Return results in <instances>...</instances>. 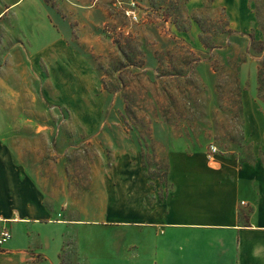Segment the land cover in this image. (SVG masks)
Segmentation results:
<instances>
[{
	"label": "crops",
	"instance_id": "crops-1",
	"mask_svg": "<svg viewBox=\"0 0 264 264\" xmlns=\"http://www.w3.org/2000/svg\"><path fill=\"white\" fill-rule=\"evenodd\" d=\"M251 2L213 0L212 8L248 33L258 24ZM65 20L43 0H0V231L11 232L0 264H264V103L254 57L240 65L250 73L238 72L247 84L239 95L244 147L213 161L207 150L170 149L164 181L122 150L104 169L89 164L79 195L57 194L62 186L53 183L56 193H44L32 181L39 168L16 149L32 136L16 128L31 120L15 118V96L54 95L72 111L63 96L81 101L88 92L80 82L92 74Z\"/></svg>",
	"mask_w": 264,
	"mask_h": 264
},
{
	"label": "rangeland",
	"instance_id": "rangeland-1",
	"mask_svg": "<svg viewBox=\"0 0 264 264\" xmlns=\"http://www.w3.org/2000/svg\"><path fill=\"white\" fill-rule=\"evenodd\" d=\"M74 1L73 13L70 0H43L62 10L71 41L88 54L92 74L80 82L88 93L81 101L63 96L72 111L54 95L15 96V118L31 120L16 133L32 135L16 149L30 153L39 168L32 181L44 193H56L53 183L62 186L57 194L79 195L89 164L104 169L124 158L122 150L134 154L147 177L164 181L170 149L214 146L227 154L244 147L239 95L247 84L238 72L255 58L264 103V0H251L258 24L248 33L231 30L213 0ZM89 25L94 29H83Z\"/></svg>",
	"mask_w": 264,
	"mask_h": 264
},
{
	"label": "built area",
	"instance_id": "built-area-1",
	"mask_svg": "<svg viewBox=\"0 0 264 264\" xmlns=\"http://www.w3.org/2000/svg\"><path fill=\"white\" fill-rule=\"evenodd\" d=\"M132 5L136 6L135 0H132ZM216 155H217V148L211 146L210 150L207 152V158L210 161H213ZM10 239H11V232L8 229H3L0 231V247L3 246L5 243H7Z\"/></svg>",
	"mask_w": 264,
	"mask_h": 264
}]
</instances>
